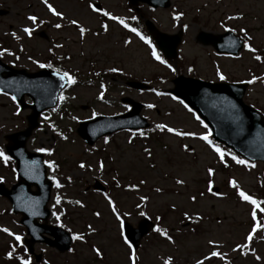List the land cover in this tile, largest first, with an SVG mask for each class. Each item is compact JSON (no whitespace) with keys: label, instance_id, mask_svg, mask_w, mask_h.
<instances>
[{"label":"rangeland","instance_id":"374dc122","mask_svg":"<svg viewBox=\"0 0 264 264\" xmlns=\"http://www.w3.org/2000/svg\"><path fill=\"white\" fill-rule=\"evenodd\" d=\"M48 2L64 13L63 20L52 16L40 0H0V9L9 12L0 17V59L28 72L40 69L38 64H52L76 80L61 93L64 98H59L55 109L41 116L37 130L27 142V149L43 154L47 177L51 181L54 177L61 185L57 188L53 184L49 203L50 223H57L53 215L55 212L63 228L71 235L82 234L83 240H74L73 251L62 255L46 249L44 245L36 246V251L41 252L43 257L51 258V264H129V250L119 236V222L105 200L108 196L121 219L135 227L142 218L139 212L144 211L146 218L166 229L176 242L169 244L159 234L150 233L140 243L136 264H163V259L169 256L172 257V264H194L195 259L207 255L209 239L219 243L217 250L226 254L225 259L231 264H264V244L258 243L252 248L249 243L244 250L245 255H241L239 250H231L237 243L244 242L253 221L249 214L251 206L241 202L228 185L229 179L235 180L242 190L262 204V165L245 167L230 161L227 168L223 167L225 164L209 146L214 145L206 126L178 99H172L173 96L167 93L174 88L173 80L177 75L226 83H246L252 76L264 78V0H170L167 9H152L144 4L132 6L127 0ZM89 3L124 19L155 49L153 37L145 29V19L165 34H174L182 29L177 57L170 63L163 59L171 69L154 60L151 49L134 33L98 12L93 13L88 8ZM175 12L183 13L177 21L172 19ZM238 13L243 14V19L226 20L227 16ZM30 15L38 18L37 24L27 20ZM132 16L136 20H132ZM69 19H76L88 29L83 39L77 28L68 24ZM41 20L45 23L40 24ZM55 23L63 26L56 29L52 27ZM102 23L108 26L107 32L100 27ZM24 27L34 29L30 37L22 31ZM240 27L247 29L252 38L250 43L257 50L255 53L243 48L235 57L219 56L212 48L196 42L200 31L221 34L227 28L235 29L232 32L243 39ZM40 31L44 32L47 40L36 36ZM94 32L99 35L94 36ZM125 39L130 41L128 45L123 43ZM57 44L62 47H55ZM9 52L12 54L9 55ZM254 55H260L261 61L253 59ZM111 67L119 71L109 72ZM217 69L226 79L217 77ZM127 81L148 84L150 90L128 88ZM157 92L162 95H157ZM101 93L103 96L98 99ZM121 98H131L143 105L142 116L150 123V129L144 136L137 132L120 131L105 137L108 143L103 138L92 146L84 144L76 134L78 123L98 116L125 113L129 106L122 104ZM243 101L264 114V84L259 80L248 84ZM149 104L153 107L148 108ZM28 113L20 111L10 96L0 93V152L5 145L4 135L23 130ZM160 123L178 131L193 132L196 136L176 137L162 132L155 128ZM200 135H207L208 141L200 140ZM185 144L191 151L182 149ZM41 147L48 151H36ZM144 148L149 149L151 157L143 152ZM49 161L55 168L48 167ZM98 162H103V170L98 169ZM80 163L86 167L79 168ZM4 164L6 162L0 160V181L9 187L15 182L16 175L14 168ZM209 167L215 170L212 177L214 188H218L222 197L211 196L206 191L209 179L206 169ZM141 179L146 181L143 185L139 184ZM176 179H182L184 184H175ZM96 181L105 187V194L86 189ZM129 185H137V188L130 189ZM157 187L162 189L160 193L153 190ZM201 192L205 193L204 196L200 195ZM140 196H147L148 200L138 209L136 205L141 203ZM190 196H195L196 200H190ZM56 197H60V204L55 203ZM77 200L85 207H79L75 203ZM94 211L100 212L99 218L92 215ZM184 213H188L192 220L186 221ZM197 215L202 219L195 220ZM157 216L161 217L159 221ZM18 220V216L11 213L9 203L0 198V228H7L22 238L24 232ZM257 220L264 223L260 217ZM89 225L95 229L94 232L89 231ZM259 238L260 235L256 234L253 242H258ZM14 242L12 237L0 232V264H14L3 257L6 246ZM93 246L100 249V257L91 251ZM257 256L260 258L258 263L252 260ZM205 264L224 263L219 258H212Z\"/></svg>","mask_w":264,"mask_h":264},{"label":"water","instance_id":"95a60500","mask_svg":"<svg viewBox=\"0 0 264 264\" xmlns=\"http://www.w3.org/2000/svg\"><path fill=\"white\" fill-rule=\"evenodd\" d=\"M135 5L138 1L153 8H167L169 0H129ZM6 14L0 10V16ZM147 30L155 33V41L167 59L176 56V48L181 40L182 32L176 35H166L157 32L150 22H146ZM197 41L210 45L218 53L237 54L242 47L239 39L230 33L214 36L205 32L199 33ZM57 72L46 68L27 73L24 70H14L0 62V91L12 95L20 104L21 110L29 109L26 116L27 127L20 132L4 136L7 144L6 153L16 162L18 182L11 190H6L0 184V195L6 197L12 205L14 213L22 216L20 223L27 229L29 239L25 240L28 252L33 254L34 243H45L58 252L64 253L69 249L70 238L59 228L38 224L36 219L46 220L48 210L46 204L50 197L51 182L46 179L45 166L42 156L30 153L26 149V142L33 130L38 126L40 114L54 107L57 95L66 85ZM175 88L170 92L181 98L189 107L194 109L209 125L212 137L237 154L249 161H262L264 164V118L242 103L245 85L211 84L200 80L177 77L173 80ZM128 86L134 89H146L140 83L130 82ZM28 97L32 104L24 103ZM132 106V110L115 118H97L79 124L77 133L88 144L92 145L98 138L110 134L118 129H142L148 127L139 114L142 106L129 98L122 100ZM33 161L36 163L33 165ZM31 186L36 191H30ZM94 189L103 190L95 184ZM125 236L136 249L140 239L146 235L153 224L146 219L138 223L133 229L128 223ZM46 234L53 240L42 236ZM39 261L40 255L35 256Z\"/></svg>","mask_w":264,"mask_h":264},{"label":"snow or ice","instance_id":"6c2138e0","mask_svg":"<svg viewBox=\"0 0 264 264\" xmlns=\"http://www.w3.org/2000/svg\"><path fill=\"white\" fill-rule=\"evenodd\" d=\"M40 2L47 8L48 12L51 13L52 16L58 17L61 20H63L65 18L64 13L61 12V11H57L56 8H54L53 5L48 2V0H40ZM88 8L93 13H97L98 12L101 16L107 17L111 21H115L117 24L121 25L124 29H127L131 33H134L137 37H139L140 40H142L151 49V53L150 54H151V57L154 60L158 61L160 64H164L166 67H169L171 69V66L167 65L165 63V61L163 59H161V57L157 53L156 49L151 45L150 41L146 37L141 35V33L139 31H137L136 28L129 27V25L124 21V19H122V18H120V17H118L116 15H113V14H111V13H109V12L103 10V9H100L97 6H94L92 3L88 4ZM182 15H183V13L175 12V14L172 16L173 21L179 20ZM131 19L132 20H136V17L132 16ZM241 19H243V14H239V13L236 14V15H230V16L226 17V20H241ZM27 20L32 22V24H37L38 18L36 16L30 15V16L27 17ZM39 23L43 24V23H45V21L41 20V21H39ZM68 24L69 25H74L77 28V30H78L80 38L81 39L84 38L86 32L88 31L87 28L81 26L80 23L76 19H69L68 20ZM62 26L63 25L60 24V23H55V24L52 25V27H54L56 29H60ZM100 27L104 30V32L108 31V26L106 24L102 23L100 25ZM222 27H223V24H222ZM184 28L187 29V25H184ZM226 30L229 31V32L235 31V29H232V28H227ZM22 31L26 35H28L30 37L32 35V32L34 31V29H32L30 27H24L22 29ZM239 32L243 35L242 46H243L244 50H246L247 52H250V53H255L257 50L255 48H253L251 43H250L252 38L248 35L247 29L244 28V27H240ZM93 35L94 36L95 35H99V33H95L94 32ZM17 39H18V37H17ZM123 43L125 45H128L130 43V41L125 39L123 41ZM55 47L59 48V47H62V45L57 44V45H55ZM49 51H51V49H49ZM8 54L11 55L12 53L9 52ZM253 59H255L256 61H261L262 57L260 55H254ZM32 62L33 63H37V61H35V60H33ZM38 66L41 67V68H44L46 66L50 67V65H45V64H42V63L38 64ZM172 70H174V69H172ZM57 71H59V70H57ZM108 71L115 73V72H118L119 69L115 68V67H111V68L108 69ZM189 71H191V69H189ZM216 75H217V77L220 80L226 79V77L219 71V69H217ZM60 79L65 81L68 85L76 83L75 78L73 76H71L68 72H64L62 75H60ZM258 80H259L260 83L264 84V78L256 77V76H252V78L247 80L246 83L253 84V83H255ZM101 87L103 88V85H101ZM156 94L157 95H162V93H160V92H157ZM102 96H103V93H101V95L99 97H97V98L100 99V98H102ZM63 98H64L63 96L60 97V99H63ZM172 99H176V97H172ZM180 103L183 105V107L185 109H187L188 112H192V109L189 108V106L187 104H185L184 101L181 100ZM125 107H127V106H125ZM147 107L148 108H152L153 105L149 104V105H147ZM44 119H47V117H44ZM196 119L199 120V117H196ZM201 123H203V122L201 121ZM155 128L157 130L162 131V132L166 131L167 133H170V134H172V135H174L176 137L196 136V134L193 133V132L178 131V130H176V128L168 126L167 124H164V123L156 124ZM133 135H135V133H133ZM139 135L144 136L145 134L143 132H140ZM61 138L62 139H66V137H63V136H61ZM199 139L202 140V141H206L207 142L208 141V136L207 135H200ZM128 142L131 143V139H129ZM105 143H108L107 138H105ZM209 146L213 148V151L220 158V162L222 164H225V166H227V164L225 163V159H224L225 153L223 151H221V149L219 147H214L211 144H209ZM181 147H182V149L184 151H191L189 146L186 145V144L182 145ZM36 151H38V152H46L48 150H46V149L41 147V148L36 149ZM143 152L146 153L149 157H151V155H152V153L149 151L148 148H144ZM49 154H51V153L49 152ZM8 159H9L8 156H6L3 152H0V160H3L5 162H7ZM231 159L236 164L245 165V167H254V165L247 164L245 160L238 159L235 155H232ZM32 163L34 165L36 162L33 161ZM48 167L49 168H55V165L51 161H49L48 162ZM78 167L81 168V169H84L86 167V165L84 163H80L78 165ZM97 167H98L99 170H103V167H104L103 162H98V166ZM150 167H155V165H150ZM206 175H207V177H209V179L207 180V187H206L207 193L210 194L211 196H214V197H222V195H223L222 193H219V192H216V191L213 190L214 182H213L212 177H214V175H215V170L213 168H211V167L207 168L206 169ZM51 179H52V182L55 185V187H57V188L61 187V185L55 180L54 177H52ZM115 179H116V177L114 176L113 180H115ZM145 182H146L145 180L141 179L139 181V184L143 185ZM175 184L182 185V184H184V181L182 179H176L175 180ZM228 185L231 188L234 189L236 197L241 202H245V203H247V204H249L251 206V211L249 213L250 216H251V219L253 221V223L251 225V229H250V231L247 232V235L244 237V242L243 243H237L235 245V247L231 249L233 252H236V251L239 250L241 255H245L246 252L244 250L249 247V243L253 240L254 234L257 233L258 229H264V223H257L258 213L264 212V208L261 207V202L257 201L250 194H247L244 190H242L235 180L229 179L228 180ZM117 187H120V185L117 184ZM128 187L130 189H136L137 185H129ZM153 190L155 192H157V193H160L162 191V189L159 188V187H157V188H155ZM204 194H205L204 192L200 193L201 196H204ZM139 199H140L141 203H138L136 205V207L138 209L142 207L143 202L148 200V197L147 196H140ZM189 199L192 200V201H195L196 197L195 196H190ZM105 200L107 201V205L111 209L112 214L115 216L116 221L119 222V236L123 240V244L125 246H127V249L129 250V254L127 256L129 264H136L137 257H136L135 251H133V243H131L129 241V239L125 236L126 225L122 221L121 215L117 212L113 200L111 198H109L108 196H105ZM55 203L56 204H60L61 203L60 197H56L55 198ZM75 203L77 205H79V207H81V208L85 207V205L83 203H81L79 200L75 201ZM172 207H173V209H175V205L174 204L172 205ZM53 215L56 217L57 221H59L60 217L55 212L53 213ZM92 215H94L97 218H99L101 214L98 211H94L92 213ZM139 215L141 217H145L146 213L144 211H140ZM160 219H161L160 216L156 217L157 221H159ZM184 219L186 221H191L192 217L188 213H184ZM201 219H202V217L200 215H197L195 217V220H197V221H199ZM217 223H220V221L217 220ZM60 227H63V225L61 224ZM88 228H89L90 232H94L95 231V229H93L91 225H89ZM152 231L157 233V234H159L160 237H163L165 240H167L169 244H175L176 243L175 240H173L172 236L168 235V232H167L166 229H162L159 226H154L152 228ZM0 232H5L8 236L12 237L13 240L16 243H20V241H21V237L19 235L13 234L7 228H0ZM71 238H72V240H83V235L82 234L73 233ZM207 244L210 246L207 255L202 256V258L195 259L194 264H205L206 261H208V260H210L212 258H219L220 260L225 261V264H227V261L225 259L226 254H222V253H220L217 250L220 247L219 243L217 241H215V240L209 239V240H207ZM68 251L71 252V251H73V249H68ZM91 251L93 253H95V255L97 257H100L102 255L100 249L95 247V246L92 247ZM13 255H14V253L11 252V251L7 253V257L8 258H12ZM17 259H19V258H17ZM256 259L259 260L260 258L257 256ZM20 264H30V261L28 259H20ZM163 264H172V257L169 256V257L163 259Z\"/></svg>","mask_w":264,"mask_h":264}]
</instances>
